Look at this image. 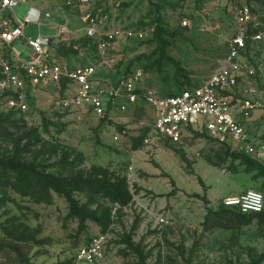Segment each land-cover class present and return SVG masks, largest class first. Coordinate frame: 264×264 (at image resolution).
Returning a JSON list of instances; mask_svg holds the SVG:
<instances>
[{"label":"rangeland","instance_id":"374dc122","mask_svg":"<svg viewBox=\"0 0 264 264\" xmlns=\"http://www.w3.org/2000/svg\"><path fill=\"white\" fill-rule=\"evenodd\" d=\"M65 2L25 0L14 7V15L23 20L30 5L40 9L41 22L28 24L26 37L53 36L54 48L45 46L46 51L69 67L95 66V81L102 87L112 86L124 74L138 69L144 72L139 85L142 92L163 95L201 85L220 67L228 52V41L237 30L233 0H101L99 3L109 14L107 27L148 34L145 40L119 39L108 53L110 61L104 63L98 56V41L86 36L79 14L66 7ZM252 6L253 30L264 31V0H253ZM157 7L164 28L179 32L171 37L167 51L181 62L188 79H175L177 68L169 62L162 68L152 64L158 58L154 52L160 45L159 41H152ZM184 19L190 21V27H183ZM59 25L66 26L69 33L58 37ZM74 42L79 54L59 53V47ZM30 51L21 40L4 53L16 64L14 55L26 58ZM246 58L260 66L261 71L254 78L242 80L240 89L252 85L264 91V39L253 45ZM73 93L69 86L63 90L62 85L34 86L28 82V110L15 113L13 119L20 120L19 134L37 129L41 135L42 142L23 155L26 162H35L40 170L70 175L72 171H90L100 166L128 178L133 201L124 209L118 207L112 215L106 256L98 264H142L138 254L122 243L129 235L141 245L146 264H248L264 253V225L257 221L242 228H203L209 208L218 210L225 206L226 199L249 189L264 194L263 181L245 173L239 161L233 164L230 158L226 159V148L193 131L183 137L182 144L157 139L153 130L155 110L144 98L124 112L110 109L99 117L87 105L65 106L64 100ZM8 96L0 91V112L5 115L10 113ZM245 127L255 140L264 142V111L246 120ZM148 135L152 138L149 143L145 141ZM139 139L143 145L137 148ZM13 152L10 137H0V157L9 158ZM68 156L69 162L76 164L74 169L57 165ZM234 165L239 168L238 173L232 170ZM52 195V204L38 203L0 180V264H22L5 230L19 222L40 230L37 238L42 242L23 247L33 264H71L92 237L102 234L100 226L91 220L82 229L77 219L68 217L65 197L56 192ZM76 196L82 203L87 202L83 194ZM202 196H207L208 201ZM161 218L164 223H158Z\"/></svg>","mask_w":264,"mask_h":264},{"label":"built area","instance_id":"2783aa9c","mask_svg":"<svg viewBox=\"0 0 264 264\" xmlns=\"http://www.w3.org/2000/svg\"><path fill=\"white\" fill-rule=\"evenodd\" d=\"M23 2L25 0H0V91L9 94V111L20 113L28 110L25 95L28 82L34 86L55 84L61 87L63 80H67L74 93L64 100L65 106L87 105L93 114L104 117L110 109L124 112L144 98L155 110L153 130L157 139L177 145L182 144L188 132H200L221 145L229 146L232 151L245 153L264 164V142L255 140L245 127L246 120L264 111V91L252 85L240 89L244 78H254L261 71L260 66L246 58L253 45L264 39V31L252 28L255 20L253 0H233L237 30L228 41V52L220 67L198 87L172 96L155 91L142 92L139 85L144 72L140 69L124 74L112 86L102 87L95 81V66L69 67L58 62L42 42V39L50 37L41 34L37 38L26 37L25 27L30 23L40 24L42 12L30 5L25 18L18 19L14 15V7ZM99 2L101 0H66L65 4L79 14L82 30L88 38L98 41V56L102 62L108 63V53L119 39L136 37L145 40L148 34L107 27L109 14ZM182 25L190 27L191 23L184 19ZM69 31L66 26L59 25L57 36L63 37ZM21 40L31 51L26 58L14 55L17 63L13 64L4 50L10 51L13 44ZM145 141H152L151 136L148 135ZM224 204L241 214H258L264 211V194L249 189L237 197L226 199ZM117 209L116 206L113 215ZM164 222L162 218L158 220V223ZM108 243L107 232L92 237L77 252L71 264L101 263Z\"/></svg>","mask_w":264,"mask_h":264},{"label":"trees","instance_id":"16d2710c","mask_svg":"<svg viewBox=\"0 0 264 264\" xmlns=\"http://www.w3.org/2000/svg\"><path fill=\"white\" fill-rule=\"evenodd\" d=\"M157 12L158 16L155 20L156 26L152 41H159L160 45L154 52V55H158V58L152 64L162 68L165 62H169L177 68L175 79H179L180 76H185V79H188V74L182 68L181 62L169 55L167 51L168 47L172 44L171 37H175L179 32H171L165 29L159 7H157ZM58 51L61 55L65 56L68 53L77 55L80 52L75 42L74 45L59 47ZM1 77L2 75L0 73V79ZM68 84L69 82L67 80H63L62 89L66 90ZM198 86L199 84H195L179 91L170 90L167 94L163 95H177L186 89H193ZM14 114L15 112L12 111L8 115L0 112V137L9 136L14 147L13 156L9 158L0 157V180H5L16 192L22 196H30L38 203L52 204L54 202L52 192H56L65 197L69 204L68 217L77 219L82 229H85L86 221L91 220L100 226L102 233H106L111 224L114 208L117 206L120 209H124L133 201V194L128 178L112 172L109 168L100 166L94 167L90 171H72L70 175L47 172L45 169L40 170V167L35 162H26L23 155L26 152H30L35 144L42 142L41 135H39L37 129H30L19 134L22 126L20 125V120L13 119ZM13 129H16L15 132H12ZM195 134L205 137L200 132H195ZM137 142H139L136 143L137 148L143 145L142 139H139ZM222 146L226 148V159L230 158L233 164L235 161H239V165L244 167L245 173L252 174L254 180H262L264 185L263 163L245 153L232 151L227 145ZM181 155L185 159L184 154L181 153ZM69 160L70 158L68 156L57 165L65 167L67 170L74 169L76 164L69 162ZM232 170L235 173L239 172V168L235 165L232 167ZM199 181L205 188L201 177ZM77 194H83L87 202L82 203L77 198ZM202 199L208 201L207 196H202ZM94 204L98 205L96 209L91 208ZM254 221H257L259 225H264V211L258 214L248 215L222 206L218 210L208 209L203 222V228L205 231H210L214 228H242L252 224ZM137 226L138 222H136L134 229ZM5 230L6 234L11 238L12 250L16 253L20 262L22 264H33L28 254L24 252L23 247L33 243H41L42 240L37 238L40 230L33 229L22 222L13 224ZM122 243H125L129 249H132L138 254L142 264H146L147 256L144 255L141 245L135 244L132 241L131 235L123 240ZM263 262L264 253L248 264H262Z\"/></svg>","mask_w":264,"mask_h":264},{"label":"crops","instance_id":"0c3cea01","mask_svg":"<svg viewBox=\"0 0 264 264\" xmlns=\"http://www.w3.org/2000/svg\"><path fill=\"white\" fill-rule=\"evenodd\" d=\"M46 37H50V39H51V42H50L51 44L49 43V44H47V46H48V47L50 46L51 48H54L53 45L56 43V41H55L56 39H55L53 36H48V35H46ZM53 39H54V40H53ZM52 40H53V41H52ZM244 79H246V78H244ZM244 79H243V80H244Z\"/></svg>","mask_w":264,"mask_h":264},{"label":"water","instance_id":"95a60500","mask_svg":"<svg viewBox=\"0 0 264 264\" xmlns=\"http://www.w3.org/2000/svg\"><path fill=\"white\" fill-rule=\"evenodd\" d=\"M50 41H51V39H46V38L42 39V42H43L44 44H46V45H47Z\"/></svg>","mask_w":264,"mask_h":264}]
</instances>
